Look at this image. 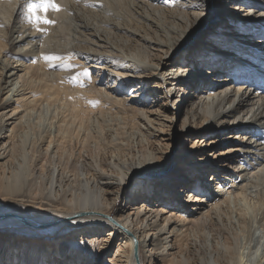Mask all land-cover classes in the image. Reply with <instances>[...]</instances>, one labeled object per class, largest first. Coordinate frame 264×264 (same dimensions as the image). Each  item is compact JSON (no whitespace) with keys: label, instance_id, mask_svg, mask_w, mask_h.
<instances>
[{"label":"bare ground","instance_id":"bare-ground-1","mask_svg":"<svg viewBox=\"0 0 264 264\" xmlns=\"http://www.w3.org/2000/svg\"><path fill=\"white\" fill-rule=\"evenodd\" d=\"M55 2L61 10L47 17L56 23L43 25L29 22L40 0H0V81L20 114L9 134L0 118V264H264V0H210L200 23L205 0ZM44 55H71L72 67ZM91 64L121 88L71 79ZM133 81L132 91L154 83L163 98L182 95L183 129L204 128L203 137L228 144L226 167L209 177L217 187L188 159L183 170L150 179L173 146L154 145L164 130L124 96ZM44 106L51 122L29 140L25 116ZM93 145L115 156L85 155ZM142 170L130 188V174ZM232 193L245 209L218 215Z\"/></svg>","mask_w":264,"mask_h":264},{"label":"rangeland","instance_id":"rangeland-1","mask_svg":"<svg viewBox=\"0 0 264 264\" xmlns=\"http://www.w3.org/2000/svg\"><path fill=\"white\" fill-rule=\"evenodd\" d=\"M215 17L213 20L215 19L218 20L221 18V16L216 17V18ZM194 42L195 41H192V44ZM173 54L174 55L171 57L172 60L181 57V54L179 52L173 53ZM13 65L15 66L16 63L13 62ZM171 67L172 66L168 64L164 67V70L167 71L168 73ZM89 70L92 73V77L94 78L96 85L100 89L105 90L106 88V91L107 90L110 91L112 89L121 88L120 87L121 81L116 82V75H111L109 73L110 71L109 69H104L103 67H99V65L91 64V69ZM135 85H138L137 81H133L128 86H126V94L124 93V96H132L133 97L132 99L134 101L141 103L142 104L141 107H143V109L148 111L147 113L149 115V118L152 119V121L154 122L152 124L153 128H156V129L163 128V130L165 131V132L163 131V133L156 132V134L159 136L157 137V140H154L155 142L154 145H158V147L161 148L164 152L168 150L167 149L168 146L170 145L173 146L172 153L171 155L168 156L170 159L169 160L170 162L167 165V167H164L161 173L153 177L150 176V179L161 177L163 175L170 176L172 175V173H175L179 170H183L186 166H188L184 164V159H188L192 167L197 169L196 170L198 171L196 172L197 174H199L200 170H202L200 169L201 167H205L203 169V173L205 172L204 180L210 182L211 183L210 185H212V188H213V185L217 187V184H213L211 180L209 179V177L214 176V172H212L213 168L215 167L218 168L221 173V170H223L226 167L225 165L223 164L220 165L219 163H224L225 158L228 157V153H227L228 144L224 143L223 140L220 141L218 135L216 134L208 133L206 137H203L204 128H192V130L191 128L183 129L182 126L185 124L186 115L188 114L187 112H189V103L188 102L185 103L181 101L182 95L180 96L179 100H177L179 95L178 93H175L174 91L170 95V98L166 99V98H163V95L161 94L164 91L163 86L154 85V83H146V86H144L146 89H144V87L142 86L141 88L139 87L138 90L132 91ZM3 86H4L3 82L0 81V118H2L1 120L2 123L7 127L4 130V132L6 131V134H9L11 132L12 125L7 124V123H11L16 119H19L20 114L18 113L17 110L15 111L14 109L15 104L13 103V101L5 100L6 97L9 95V91L8 89H3L2 88ZM187 95H190V93H187ZM148 97H150V99ZM136 105L138 104L136 103ZM31 121H33V123ZM25 122L27 123L26 129L28 130L27 131L25 129V133H24L25 137L28 138L29 140L36 138L39 136L41 132V128L43 129L46 126H49L51 122L50 111L47 109L46 106H44L43 108L33 109L32 113H29L28 115L25 116ZM142 124L146 127L147 126L149 127V125H147V122L145 123L142 121ZM173 131H174V137L171 134ZM138 132H139L138 130H135L134 133H132L131 138H130V143L133 140L132 145L135 146L133 149L136 151L138 149V146H137L138 142L139 144H141L140 140L142 139L140 132L139 133ZM26 134L29 137L26 136ZM233 135H236V133H233ZM208 140L210 141L214 140L215 142H212L209 144ZM145 144L147 145V148H148L149 144L147 140H145ZM132 145L130 144V148ZM93 146L94 147L91 152L87 153L83 151L85 152V155L89 156L90 154H92V156L95 158V157H100V155H105V156L112 155L113 156L115 154L114 152L112 153V152L100 150L95 145ZM127 152H125L124 154H126ZM166 154L168 155L169 153H166ZM187 171L188 169H185V172ZM227 172L232 174V171L229 172L228 170ZM227 172L222 174V178H227V176L229 175L227 174ZM193 180H195V178ZM226 182H227V187H229L232 190V188H234L235 186V183L232 182V180L231 181L226 180ZM133 186H134V183L132 182L130 185V188H132ZM119 204H124L122 197L118 202V205ZM230 204H231V207H230ZM245 204L246 202L243 200L242 197H238L237 195L235 194L233 195L232 193V198H231V202L229 203V205L219 204L218 215L223 216V217L225 216L227 218H229V216L232 214L235 216L237 212L245 209ZM193 236L194 235H192L193 239H199V234H196V236L194 237ZM215 241L217 240L213 239V242ZM222 241L224 242V244L229 245V246L235 245L234 242L232 243V241H229V240L227 241L222 240ZM237 242H238L237 243L238 246L241 244L240 248H243L246 243V238L240 235V239H237ZM105 260L106 259L103 258L101 264H103Z\"/></svg>","mask_w":264,"mask_h":264},{"label":"snow or ice","instance_id":"snow-or-ice-1","mask_svg":"<svg viewBox=\"0 0 264 264\" xmlns=\"http://www.w3.org/2000/svg\"><path fill=\"white\" fill-rule=\"evenodd\" d=\"M37 8H39L40 12L44 13V16L42 17L40 14L37 13ZM49 10L55 11V12H59L60 6L55 2V0H40V3L38 5L33 4L32 5V15L29 17V22H33L35 21L37 24H43V25H54L56 23V21L49 19L47 17V13L49 12ZM200 11L202 12V16L200 21H198V23L203 22L204 19L207 18V16L210 14L211 11V4H210V0H205L204 2V7L202 9H200ZM43 59L49 63V65H51V62L53 61H64V66L66 68H71L72 64L70 63L72 56L69 55L67 57H61L58 55H44ZM180 67L184 68V67H188L186 64H182L180 65ZM175 74V73H174ZM190 74V70L189 73ZM92 77V73L90 72V70L88 68H83L82 71L78 72L75 76H73L71 79L74 82H80L82 78L87 79V80H91ZM231 105H229L230 107ZM142 172H136L133 171L128 180L127 183L131 184L133 182V180H135L138 176L142 175ZM102 222V221H99ZM99 222H93V221H87L85 222V227H88L89 225L93 224V223H99ZM85 245L87 246V241L84 242Z\"/></svg>","mask_w":264,"mask_h":264}]
</instances>
